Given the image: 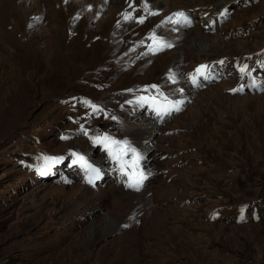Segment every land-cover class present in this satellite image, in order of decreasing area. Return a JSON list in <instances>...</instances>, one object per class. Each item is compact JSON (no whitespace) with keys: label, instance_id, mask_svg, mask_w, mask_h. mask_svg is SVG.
Listing matches in <instances>:
<instances>
[{"label":"rangeland","instance_id":"rangeland-1","mask_svg":"<svg viewBox=\"0 0 264 264\" xmlns=\"http://www.w3.org/2000/svg\"><path fill=\"white\" fill-rule=\"evenodd\" d=\"M60 1L27 0L26 8L41 11L25 21L17 7L24 0L14 5L0 0V264H264V221L205 219L214 205L264 198V92L228 94L231 76L205 88H188L191 98L185 107L141 143L149 150L148 166L163 174L151 176L140 191L111 183L95 188L77 182L33 183L7 163L8 140L17 132L38 131L51 153L87 148L77 137L57 139L60 129L71 127L60 99L82 95L106 100L120 89L150 82L165 85L175 96L183 70L204 60L201 51L207 46L214 57L259 51L264 47V0L237 5L214 32H203L194 23L179 31H172L170 23L156 26L177 11L196 17L197 5L220 0H149L160 14L143 25L122 18L133 0H101L91 8L96 17L81 24L93 33L83 40L76 62L63 68H24V58H50L64 44L51 20ZM256 20L255 27L248 26ZM25 25L31 30L20 38L14 31ZM239 27L247 28L249 37L231 33ZM153 30L174 47L137 59L144 51L137 45ZM181 30H195V35L185 45L181 42L177 53ZM170 71L177 74V83L166 79ZM18 87L25 92L15 94ZM121 117L123 134L136 142L142 120L126 113ZM181 157L188 163L176 164ZM188 159L203 163L189 164ZM72 187L80 188L71 193ZM82 190L86 198L79 199ZM99 191L103 193L96 195ZM108 212L115 220L105 224Z\"/></svg>","mask_w":264,"mask_h":264},{"label":"snow or ice","instance_id":"snow-or-ice-1","mask_svg":"<svg viewBox=\"0 0 264 264\" xmlns=\"http://www.w3.org/2000/svg\"><path fill=\"white\" fill-rule=\"evenodd\" d=\"M65 2H67V0H65ZM129 8L131 9V11L125 10L121 13L124 22L134 21L135 23L143 24L149 17L159 15L158 11L153 10L150 7L149 0H141L139 6H136L133 0V3L129 4ZM137 8L142 11V14L138 17L135 16ZM221 14L226 15L227 9H225ZM164 23H171L173 25H179L180 27H191L192 19L188 13L179 11L173 13L172 16L167 17L166 20L162 21L160 25H157L156 28L162 27ZM117 26H119V22ZM172 31H179V28L174 27ZM146 41H148V43H146ZM137 46H143L145 48V51L141 52L137 57V59H139L143 56L157 55L158 53L166 49H171L172 47H174V44L164 39L163 37L158 36L155 30H153L149 32L145 39L141 40ZM130 51H135V48L131 49ZM217 63L223 64L224 61L221 60ZM247 69L248 66L244 65L239 69V71L245 72L247 71ZM214 72V65L201 64L198 65L192 73H189L188 79L191 85L195 87H201L203 86L201 82L202 80L207 81L215 78ZM166 79L172 83L178 82L177 74L175 72L170 71ZM243 90V85H241L239 88L232 89L233 92ZM128 91L133 90L129 89ZM141 91L145 93H155L152 95H140L136 97V103L140 107H147L148 109H150L155 113L156 117L163 119L164 117L171 115L173 112L181 111L184 101L170 99L171 93H164L161 90L160 85L153 84L145 86L143 89H141ZM174 91L183 93L184 89L179 88ZM85 103H87L93 109V114L101 111L98 106L92 104L91 102L86 101ZM128 103L132 102L128 101ZM110 118L113 120L116 119L115 116H112ZM81 130L83 131L84 135H88L87 129H85L83 125H81ZM89 138L94 145L102 146L103 149L107 152L108 156L111 157V159L117 164H119L121 174L128 176L129 182L127 184V187L138 191L143 186L144 181L147 179L145 170L141 166V161L144 159V157L137 151L136 148L130 146L127 140H117L109 136L108 134L95 135ZM62 139H69V137H62ZM129 154H131L130 163L125 160V157ZM70 156L74 157V159L71 160V164H80L86 170L87 182L89 184H94V181L100 178L101 170L97 167H94L92 164L87 163L82 155H79L76 152H70ZM43 159L45 161V167L43 170H41V175L48 174L49 167L51 165L59 164L65 158L45 156L43 157ZM128 167L132 169L130 172L127 171ZM243 218L244 217L241 216V219Z\"/></svg>","mask_w":264,"mask_h":264},{"label":"bare ground","instance_id":"bare-ground-1","mask_svg":"<svg viewBox=\"0 0 264 264\" xmlns=\"http://www.w3.org/2000/svg\"><path fill=\"white\" fill-rule=\"evenodd\" d=\"M10 1H11L12 5H14V3H16V0H10ZM62 1L64 2L65 0H62ZM102 1L101 0H67V2H64V3L60 1L59 2V6H60L59 9L60 10H58L56 17L55 18L52 17L51 20L54 21V23H55L54 27H53V31L56 32L57 34L61 35L60 37L63 40L64 44L61 47L58 46L54 50H52L53 56L50 58L39 57L38 59H35L34 57H29V56L24 58L23 62H22V66L26 69H29V70H38V68H48V67L63 68L66 66H70L72 63L76 62V58L82 52V47L84 46L83 40L86 39V37L89 34L93 33V29H91V27H89V25L88 26L85 25L84 27H82L81 24L83 22H87V21L91 20L93 17H96L95 15L91 14V8L94 9V6L99 7L101 5ZM225 1L226 0L215 1L214 3H212V5L217 6V5L223 4V2H225ZM258 1L259 0H257V2ZM80 2H84L83 5H85V6L81 7L79 5ZM26 3H27V0H24V2H21L17 5L19 10L23 11V17H24L25 21L27 19H29L30 17H34V16L38 15L41 11L40 7L33 8V9L31 7L26 8ZM32 5L34 6V3ZM197 6H200V5H197ZM48 7L51 8L50 5H48ZM57 7H58V5H57ZM23 8H25V9L23 10ZM48 13H47V15H49ZM51 14H52V12H50V15ZM147 21H150V20L147 19L146 22ZM141 25H143V24H141ZM196 28H198V27L196 26ZM30 30H31V27H27L25 25L24 28L18 27L14 31V33L18 37L22 38L23 36L28 35ZM194 31L195 30L183 32V30H181L179 32L178 37H181V40H183V41L180 40L179 43H177V45L175 47V51H177V53H179L178 52L179 51L178 45L181 42L183 45H185V43H187L188 40H192L194 35H195ZM258 50H260V49H258ZM68 51H70V52H68ZM201 52L203 55H206V56H210L213 53L210 46H207V48L203 49ZM66 53H67V56L64 57L66 55ZM231 57H233V56H231ZM158 65L160 67H162L161 63H158ZM229 82L234 83L232 79L229 80ZM13 92L15 94L24 93L25 87L15 88L13 90ZM9 105L10 104L7 103L5 107L8 108ZM142 122H143L142 126L137 128V130H135V136L134 137L137 139L136 143H143L146 140H150L152 137L153 131L159 125L158 123H156L152 120H147V119L142 121ZM73 149H75V148H73ZM143 149L145 151V150H147V147H145ZM146 152H147V155L149 156V150H147ZM117 187H119V186H117ZM79 188L80 187H78V188L72 187L71 193H74L75 189H79ZM119 188H121V187H119ZM121 189H123V188H121ZM101 193H103V192L99 191V192H96L95 194L99 195ZM126 196L128 197V200H129L130 198H132V193H126ZM65 197L70 198L72 196L70 194H66ZM77 198H79V199L86 198L85 191L82 190L81 194ZM106 218H108V220L105 221V224H107L109 221L115 220L113 214H111L110 212H108ZM238 224H241V223H238ZM160 228H161V226L157 229L159 230ZM109 230H110V228H109ZM109 230H108V232H109Z\"/></svg>","mask_w":264,"mask_h":264}]
</instances>
